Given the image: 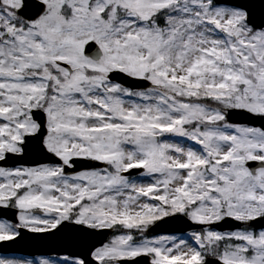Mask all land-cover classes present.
<instances>
[{
    "label": "snow or ice",
    "instance_id": "snow-or-ice-1",
    "mask_svg": "<svg viewBox=\"0 0 264 264\" xmlns=\"http://www.w3.org/2000/svg\"><path fill=\"white\" fill-rule=\"evenodd\" d=\"M233 110L264 118V23L246 6L0 0V244L112 233L0 264H264V127ZM37 137L44 160L5 166ZM177 220L196 227L153 234Z\"/></svg>",
    "mask_w": 264,
    "mask_h": 264
},
{
    "label": "water",
    "instance_id": "water-1",
    "mask_svg": "<svg viewBox=\"0 0 264 264\" xmlns=\"http://www.w3.org/2000/svg\"><path fill=\"white\" fill-rule=\"evenodd\" d=\"M224 3L237 6L248 7L251 13V19L256 24L264 23V0H222ZM126 86L137 87L139 82L126 80ZM228 119L233 123H246L259 127H264V118L254 117L241 110H233L229 113ZM44 160V153L39 147V137L32 140L26 148L23 160H17L10 157L8 164L14 163H31L34 161ZM87 165L85 161H78L77 167ZM14 219V212L11 209L0 208V218ZM234 226V222L227 220L222 222L218 227L221 230H228ZM264 226V222H257L256 227ZM195 225L186 224L182 220L172 221L167 224H161L155 229L153 234H159L162 231L180 233L187 232ZM110 234V230H91L82 229V226L66 224L60 231L54 233H31L23 231L20 238L14 242L0 244V253L3 254H22L36 256L40 255H74L83 254L93 245H99L105 242ZM123 264H147L144 258H137L135 261H124ZM210 264H213L210 258Z\"/></svg>",
    "mask_w": 264,
    "mask_h": 264
},
{
    "label": "rangeland",
    "instance_id": "rangeland-1",
    "mask_svg": "<svg viewBox=\"0 0 264 264\" xmlns=\"http://www.w3.org/2000/svg\"><path fill=\"white\" fill-rule=\"evenodd\" d=\"M10 257H12V258H20V259H25V258H34V257H25V256H23V255H9ZM38 257H41V256H38ZM61 257H63V256H59V257H49V258H52V259H58V258H61ZM36 258V257H35Z\"/></svg>",
    "mask_w": 264,
    "mask_h": 264
}]
</instances>
